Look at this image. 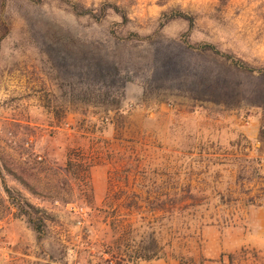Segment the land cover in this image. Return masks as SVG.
Wrapping results in <instances>:
<instances>
[{"label":"rangeland","instance_id":"374dc122","mask_svg":"<svg viewBox=\"0 0 264 264\" xmlns=\"http://www.w3.org/2000/svg\"><path fill=\"white\" fill-rule=\"evenodd\" d=\"M0 264H264V0H0Z\"/></svg>","mask_w":264,"mask_h":264},{"label":"trees","instance_id":"16d2710c","mask_svg":"<svg viewBox=\"0 0 264 264\" xmlns=\"http://www.w3.org/2000/svg\"><path fill=\"white\" fill-rule=\"evenodd\" d=\"M75 11L79 14L92 13L90 12V9L85 8L82 5L76 6ZM70 65H72V63H66L64 67L65 69L63 70L67 74L73 75L76 73L77 75L81 76L84 80V83L87 85L88 90L91 86H96L97 82H102L108 86L117 81V73L114 68L100 59L93 57L90 59L88 58L86 61H82V63L79 65V68L76 70H73L74 68L72 69ZM85 92H87V90H85ZM103 94L107 95L106 92H103ZM70 162H72V160H70Z\"/></svg>","mask_w":264,"mask_h":264},{"label":"built area","instance_id":"2783aa9c","mask_svg":"<svg viewBox=\"0 0 264 264\" xmlns=\"http://www.w3.org/2000/svg\"><path fill=\"white\" fill-rule=\"evenodd\" d=\"M70 210H71L72 212H74L75 214L80 215L81 217H83L84 214L86 213L84 207H82V206H77V205H74V204H72V205L70 206Z\"/></svg>","mask_w":264,"mask_h":264}]
</instances>
